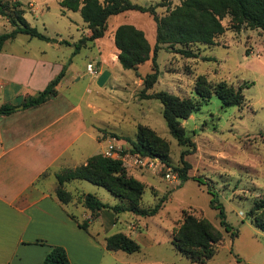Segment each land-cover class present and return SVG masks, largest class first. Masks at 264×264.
I'll list each match as a JSON object with an SVG mask.
<instances>
[{"label": "rangeland", "instance_id": "1", "mask_svg": "<svg viewBox=\"0 0 264 264\" xmlns=\"http://www.w3.org/2000/svg\"><path fill=\"white\" fill-rule=\"evenodd\" d=\"M131 1L146 6L158 2ZM179 2L172 0V6ZM35 8L34 12L27 11L25 18L51 40L19 34L11 39L12 47L36 55H42V50H45L50 59L71 64L66 84L70 83L78 92L85 91L86 97L102 107L96 116L115 128L113 132L134 138L136 127L141 123L151 127L169 143V165L161 161L159 165L144 168L125 162L128 174L145 184L142 207L153 206L161 197L165 200L161 209L152 216L110 210L114 219L102 217L107 235L130 230L129 234L140 246L133 253L120 250V258L127 257L128 261H134L133 264H264V233L251 223L247 215L254 199L264 195V33L258 29L243 28L236 32L227 28L216 37L215 44L192 46L196 52L193 57L165 47L158 50L159 75L149 92L164 90L180 97L194 96V82L198 75H205L211 83L225 81L235 88L244 82L249 83L243 87L241 105L223 107L218 97L212 94L198 110L182 120L186 136L194 141L196 149L184 157L191 164L188 169L191 178L181 182L173 167L180 165V152L187 147L178 144L169 132L161 102L155 98L139 97L142 77L151 72V61L142 63L139 71H135L141 81L132 69L127 71L119 63V67L112 64L115 27L122 23L132 24L143 30L154 45L153 17L147 12L134 10L113 15L102 38L77 47L79 39L88 33L78 11L63 13L58 0H37ZM156 12L163 15L166 8L157 7ZM3 23L0 24V32L9 31L10 24ZM222 23L228 27L229 18H223ZM99 53L108 60L112 70L111 79L102 86L97 84L96 74L86 71L88 62L95 68L105 67L103 63L97 65ZM121 70L128 74L121 73ZM126 79L129 80L128 90L118 86L125 84ZM115 81L117 86L113 84ZM109 132L111 130L107 132L111 136ZM193 176L199 177L203 184ZM81 182L86 184L88 193L105 203L117 198L101 186L87 180ZM72 187L73 184L67 185L70 190ZM209 190L221 203L225 221L237 230L233 239L230 232L220 225L218 210L210 205L212 195ZM114 203H119V200ZM70 209L75 210L73 206ZM185 211L205 217L223 234L215 255L206 263L190 261L171 245L172 231L179 225ZM129 222L134 228L129 227Z\"/></svg>", "mask_w": 264, "mask_h": 264}, {"label": "trees", "instance_id": "2", "mask_svg": "<svg viewBox=\"0 0 264 264\" xmlns=\"http://www.w3.org/2000/svg\"><path fill=\"white\" fill-rule=\"evenodd\" d=\"M61 10L78 11L90 31L89 35L79 39L77 47L93 42L104 36L108 20L111 16L125 11H139L149 13L155 22V44L148 42L143 30L129 23L119 24L113 34L114 45L118 49V60L124 69L137 70L139 65L151 61V72L142 77L143 87L139 92L141 99H158L163 108L162 115L169 132L178 144L187 148L180 152V165L174 166L181 182L191 178L188 169L191 164L184 158L195 151V143L186 136L182 120L187 119L198 110L202 103L215 94L223 107L239 106L244 100V82L235 88L225 81L211 83L205 75H198L194 82V96L180 97L168 91L149 92L158 79L157 63L158 50L162 47L173 49L186 57L196 56L192 46L215 44L216 37L222 35L227 28L239 32L243 28L258 29L264 33V0H180L172 6V0H158L155 4L141 5L131 0H59ZM157 7H165L166 12L158 15ZM23 4L17 0H0V16L7 19L11 26L9 31L0 32V50L7 40L14 39L18 34H25L29 38L50 41L51 38L31 26L24 17ZM229 18V25L225 27L223 18ZM65 42V41H63ZM66 65L36 94L26 97L22 101L24 108L39 105L56 94V85L65 74ZM139 76V74H138ZM15 111V106L9 103L0 105V116L9 115ZM114 137L121 138L117 134ZM124 138V137H123ZM130 143L129 151L143 156L158 157L161 161L169 162V143L159 136L151 127L139 123L134 138L125 137ZM125 151L120 154H124ZM57 185L55 193L62 203L73 199V194L64 187V183L71 179L87 180L108 190L119 199V203L109 205L102 202L91 193L78 196V201L89 209L94 216L102 208H109L115 213L132 212L141 216H152L162 207L165 197H161L151 207L140 205L145 190V184L128 174L123 161L103 154L90 156L86 163L75 168H67L56 173ZM199 183V177H192ZM210 191V190H209ZM211 207L218 210L219 223L226 232H230L233 239L237 230L225 221V214L216 195L211 192ZM251 223L264 233V195L254 199L247 212ZM86 229L87 220L79 222ZM223 240L222 232L203 216H196L183 212L182 219L172 231L171 245L173 249L192 262L206 263L217 250V245ZM107 250H123L133 253L140 249L139 244L129 235L118 232L105 238ZM239 259V258H237ZM42 264H71L66 250L62 246L51 247L44 257Z\"/></svg>", "mask_w": 264, "mask_h": 264}, {"label": "crops", "instance_id": "3", "mask_svg": "<svg viewBox=\"0 0 264 264\" xmlns=\"http://www.w3.org/2000/svg\"><path fill=\"white\" fill-rule=\"evenodd\" d=\"M17 1L24 6V17L27 11L36 10L37 0ZM63 13H67V9ZM5 21L8 22L0 16V24L4 25ZM89 34L88 30L86 35ZM9 41L0 50V105L12 104L15 111L0 116V264H42L54 246L66 250L71 264H133L127 257L120 258V250L106 249L108 235L102 217L114 218L109 208H102L92 216L78 201V196L88 193L86 184L81 182L83 179L64 183L73 194L68 203H62L55 193L56 173L83 165L92 155L103 154L108 144L128 152L130 143L125 137L129 136L114 137L115 128L96 116L102 107L86 97L85 91L78 92L73 85L66 84L71 64L66 65L65 74L56 85L55 96L24 108L22 101L44 89L65 63L50 59L45 50L42 55H36L12 47V41L7 44ZM111 57L112 64L119 67L116 47ZM102 63L105 67L96 68V80L107 70L109 76L105 84L111 79L112 70L108 60L99 53L97 65ZM121 73L128 74L125 70ZM129 80L118 86L128 90ZM113 84L117 86L116 81ZM69 184H73L72 190L67 188ZM117 200L114 198L107 204L114 205ZM72 206L74 211L70 209ZM85 220L86 229L79 225ZM128 224L134 228L132 222ZM129 232L125 234L131 236Z\"/></svg>", "mask_w": 264, "mask_h": 264}, {"label": "built area", "instance_id": "4", "mask_svg": "<svg viewBox=\"0 0 264 264\" xmlns=\"http://www.w3.org/2000/svg\"><path fill=\"white\" fill-rule=\"evenodd\" d=\"M86 70L89 74H97V70L91 62L86 64ZM125 150L121 148H116L113 144H108L106 150L104 151L103 155L113 157V158H120L123 161V165L125 166V162L130 165H138L142 167H152L161 164V160L158 157H150V156H143L138 153H131L130 151H125L124 154H120ZM131 167V166H130ZM166 177L169 178V174H166Z\"/></svg>", "mask_w": 264, "mask_h": 264}, {"label": "water", "instance_id": "5", "mask_svg": "<svg viewBox=\"0 0 264 264\" xmlns=\"http://www.w3.org/2000/svg\"><path fill=\"white\" fill-rule=\"evenodd\" d=\"M109 76V71L107 70H104L97 78V84L99 86H102L104 84V82L106 81V79L108 78ZM19 107H22V106H19Z\"/></svg>", "mask_w": 264, "mask_h": 264}]
</instances>
